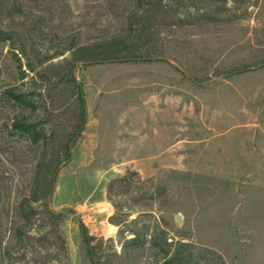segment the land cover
Instances as JSON below:
<instances>
[{"label":"rangeland","instance_id":"obj_1","mask_svg":"<svg viewBox=\"0 0 264 264\" xmlns=\"http://www.w3.org/2000/svg\"><path fill=\"white\" fill-rule=\"evenodd\" d=\"M0 25V264H264V0H0ZM131 43L152 60H87Z\"/></svg>","mask_w":264,"mask_h":264},{"label":"trees","instance_id":"obj_2","mask_svg":"<svg viewBox=\"0 0 264 264\" xmlns=\"http://www.w3.org/2000/svg\"><path fill=\"white\" fill-rule=\"evenodd\" d=\"M7 41H14V33L8 31L0 25V42H7ZM14 46V45H13ZM123 55L117 56V54L113 51L112 45H107L105 49L99 53V55H90L87 60H100V59H107V60H118V58L122 59H136L140 57H149L151 56L148 52L147 53H138L134 43L127 44L124 46ZM116 58V59H114ZM6 96L14 102V104L22 106V107H29L32 110H35V103L32 99L29 98V95H24L22 93H17L14 90H9L6 92ZM83 101H81L82 103ZM82 120V110L80 113V121ZM11 129L13 132L20 134L21 136L26 137L32 144H38L40 141L46 140V133L43 129H40L39 126L30 123L28 119L24 116L18 117L13 120L11 125ZM68 148H65L66 154H68ZM31 213L26 212L24 213V217L28 219ZM59 216L58 215H53ZM81 228L84 234V239L86 243L89 245V249L91 255H93V247H91V242L94 241V237L88 235L85 226L81 223ZM132 242H138L137 236L132 240ZM156 246V244H154ZM163 264H191V261L187 258H184L180 251L174 253L173 256L168 257ZM193 264H198L194 262Z\"/></svg>","mask_w":264,"mask_h":264},{"label":"water","instance_id":"obj_3","mask_svg":"<svg viewBox=\"0 0 264 264\" xmlns=\"http://www.w3.org/2000/svg\"><path fill=\"white\" fill-rule=\"evenodd\" d=\"M130 60L131 61L152 60V58H143V59H138V58H136V59H119V60H107V61H104V62L105 63H113V62H122V61H130ZM163 60H166V59H163ZM260 66H264V64H262ZM225 76H227V75H224L222 77H225ZM78 86H79V89L81 90V84H80V82H78ZM81 97H82V101H83V107H84V110H85V103H84V99H83L82 94H81ZM85 121H86V114L84 115V119H83L82 125L80 126L79 130L77 131V133L75 134L74 138L72 139V141H71V143L69 145V148L68 149H69V152H70V158L72 157V147H73V145H74L77 137L79 136V134H80V132H81V130L83 128V125H84ZM58 170H59V168L56 170V173H55V175L53 177V180H52V183H51V189H50V193H49V201H50V198H51V195H52V188H53L54 180H55V177H56V174H57ZM67 209H69V208H67ZM52 214L58 215L59 212H52ZM179 221H180V218L179 217H176V222H179Z\"/></svg>","mask_w":264,"mask_h":264}]
</instances>
